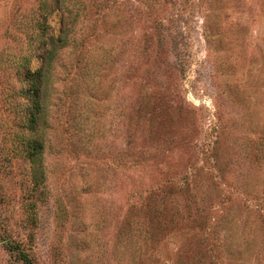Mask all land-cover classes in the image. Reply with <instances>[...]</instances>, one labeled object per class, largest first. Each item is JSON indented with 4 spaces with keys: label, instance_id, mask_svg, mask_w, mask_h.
<instances>
[{
    "label": "rangeland",
    "instance_id": "374dc122",
    "mask_svg": "<svg viewBox=\"0 0 264 264\" xmlns=\"http://www.w3.org/2000/svg\"><path fill=\"white\" fill-rule=\"evenodd\" d=\"M45 1L0 0V264H264V0H80L37 192Z\"/></svg>",
    "mask_w": 264,
    "mask_h": 264
},
{
    "label": "trees",
    "instance_id": "16d2710c",
    "mask_svg": "<svg viewBox=\"0 0 264 264\" xmlns=\"http://www.w3.org/2000/svg\"><path fill=\"white\" fill-rule=\"evenodd\" d=\"M48 5L43 2L41 9L43 13L44 27L42 29V51L40 53V64L36 69L28 68L26 81L29 84L27 94L30 97L27 107L23 128L25 133L19 137L22 153L32 166V180L34 189L38 192L47 182L45 168V152L50 127L51 107L54 105L50 100L48 88L49 77L52 70L62 64L63 55L66 52L76 51L79 47L77 37L80 32L83 34L85 23L81 18L80 0H52ZM51 9V10H49ZM55 14L56 23H49V18ZM65 52V53H64ZM88 66L86 61L84 69ZM43 195H37L39 201ZM37 200L30 205L37 207Z\"/></svg>",
    "mask_w": 264,
    "mask_h": 264
}]
</instances>
